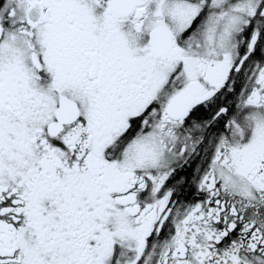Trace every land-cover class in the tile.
I'll use <instances>...</instances> for the list:
<instances>
[{
	"label": "snow or ice",
	"instance_id": "6c2138e0",
	"mask_svg": "<svg viewBox=\"0 0 264 264\" xmlns=\"http://www.w3.org/2000/svg\"><path fill=\"white\" fill-rule=\"evenodd\" d=\"M0 264H264V0H0Z\"/></svg>",
	"mask_w": 264,
	"mask_h": 264
}]
</instances>
